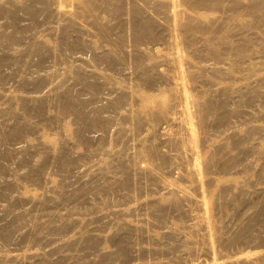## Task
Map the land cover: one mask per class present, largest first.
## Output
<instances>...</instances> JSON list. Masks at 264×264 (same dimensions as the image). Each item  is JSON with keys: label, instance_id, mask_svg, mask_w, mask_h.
<instances>
[{"label": "rangeland", "instance_id": "1", "mask_svg": "<svg viewBox=\"0 0 264 264\" xmlns=\"http://www.w3.org/2000/svg\"><path fill=\"white\" fill-rule=\"evenodd\" d=\"M45 1L0 0V264H187L193 256L197 259L199 252L205 253L198 249L200 240L207 239L201 218L200 223L198 217V223L188 218L197 207L171 205L179 194L169 195L163 188L166 182L184 186L186 170L178 166L181 176L174 167L179 180L175 177L172 164L182 160L160 132L166 120L156 118L153 127L144 120V107L136 105L139 97L142 105H151L162 96L152 79L147 80L152 76L146 78L140 70V58L153 53L142 46L137 48L140 53H118L123 61L114 59L115 45L128 26L106 17L101 19L109 27L108 35L100 34L99 26L91 27V15L102 16V3L50 0L45 9ZM49 12H55L50 19ZM254 18L256 22L246 20L264 24L258 15ZM87 44H92L91 52ZM248 49L250 57L261 55L260 90L256 87L258 92L241 101L229 100L227 110L211 119L199 137L201 147L214 156L211 179L226 186L210 213L217 227L215 238L220 235L215 239L219 261L251 256L245 264H264V43L252 42ZM188 50L195 64L206 66L213 60L201 48ZM145 64L153 74L152 63ZM192 93L202 99L200 88ZM127 110L141 116L145 112L143 120L127 122ZM233 127L237 142L225 151ZM142 154L166 174L165 183L132 173L137 159H145ZM145 161L136 162L137 168L145 169ZM172 176L186 180L175 182ZM127 179L132 180L130 187L124 186ZM193 188L189 192L195 194ZM166 194L171 203H164L169 200ZM162 200L164 205L157 204ZM167 204L172 211L163 207ZM155 207L161 214L165 210L163 217ZM121 239L129 248L120 247ZM191 240L201 243L194 247ZM201 253L196 263L212 264Z\"/></svg>", "mask_w": 264, "mask_h": 264}, {"label": "bare ground", "instance_id": "2", "mask_svg": "<svg viewBox=\"0 0 264 264\" xmlns=\"http://www.w3.org/2000/svg\"><path fill=\"white\" fill-rule=\"evenodd\" d=\"M89 1L90 2L94 1L99 4L102 3L105 6L102 16L99 17L97 14L91 15L92 23L91 25L88 24L91 27L99 26L100 34L102 33L106 35L109 34V27L104 24L101 18L108 17L115 21H124L128 26L127 32L123 34L120 41L119 42L118 40L116 41L118 42V44L115 45L116 51L112 53L114 54L113 57L114 59L122 60V58L119 57L118 53H132L136 51L138 47H142V46L146 47L149 51L153 53V57L146 58V60L140 58L141 61L140 70L142 71L141 73L143 74V76L146 75L147 76L149 75V77L152 76V78H147V76L146 78L147 80L152 79L151 82L154 86V90H157L156 87H158V91L156 93H161L162 96L160 98L153 99L151 102L148 101L150 102L151 105H149V103L147 104V102L145 103V101H144V105H142L140 103L141 102L140 97L138 98L137 96L138 99L136 100H140V102L137 101V103L139 104L136 103L133 104H136L137 106L141 105L144 107V108L142 107L143 110H141L142 108L140 110L146 111V116H144L146 118L143 117V114H145V112L141 116L138 114L137 115L134 114L133 111L131 113L127 110L128 113L130 114L128 117L126 116L127 118L125 117L126 118L125 120L127 122L129 121L140 122L144 118V120H147L148 124L150 123L149 125L153 127L156 125L154 122L156 118H161L163 119V121L166 120L165 123L167 126L162 127L160 132L161 134H165L164 138L168 142L176 146L179 156L182 160L180 164L178 163L172 164L173 169L175 170L174 167L177 168L178 166L180 167V165L181 167L184 166L186 170L185 173H182L181 172L182 170L179 167L176 170L180 169L181 171L179 170L180 172L179 171L178 172L180 173V175L182 173L184 177L186 176L188 181L186 183H183V185L185 184L184 186H182L179 183L171 182L172 179L168 181L171 183L167 184L166 181L165 183L164 180L167 177L166 174H164L159 169H157L153 160L149 156L144 154L142 155L144 156L145 159L147 158L146 159L147 161H145V159L142 156L139 155L138 156L144 159L142 162L145 161L147 163V164L144 163L145 166L143 165L145 169H141L140 167L141 165L138 166L137 168L136 166L138 165L137 163L141 161H138L137 158L139 157H137L136 155L137 157L136 159L138 162L136 161L137 163L135 162V165L134 164L132 165L130 163V165L133 166V169H131L133 171L132 173L133 174L139 173L140 175H143L144 178L152 177L158 179L159 181L165 183V186L163 187L165 189V193H167V191H170L171 193H169V195L172 193H174L173 194L174 196L179 194L178 197L175 198L172 197L173 198V201H171L172 203L170 202L172 198L170 197L171 198L170 199L169 195L166 194L169 200L165 201L166 198L165 200L163 198L165 204L166 202H170L171 205H175L177 208L179 207V209L181 206L183 207V205L184 206L190 205V207L193 206L192 204H194V206L196 205L195 207H197L198 210L197 211L195 209L197 211L196 214L189 213L188 215L187 213V215L188 218L190 216L191 219L194 217L195 219L192 220L190 219V220L191 222L194 221L195 223H198L197 221H199L200 223V220L198 219L199 217L201 218L203 228L201 226L200 228L202 229V231L205 230L206 233L204 231L203 232L205 233V235L207 234L206 235L207 239L204 238V240H206L204 241L205 242L204 243L202 238L200 240L202 244L200 245L201 242L199 243L200 246L195 244V242L198 243L199 239L197 238L199 236L201 238L202 236H204V234L202 236L199 235L198 237H196V240L198 242L194 240L191 241H194L193 245L195 244L197 245V247L199 246L198 247L199 250L200 248L204 249L205 253L203 251L201 252L206 254L207 258L211 260L212 264H240V263L245 264L251 261V259L253 258L251 256H243L236 261H230L224 263H222L223 262L222 260H221L222 262L219 261L222 258H220L221 254H219V257L217 255L218 246L216 245V243L218 242L216 241H218L220 235L218 239L215 238V234H216L215 230L217 229V227L214 225V223H212L213 221L211 219L210 213L213 210L214 206H216L215 204L220 200L221 194L224 192L226 186L222 185V182L216 180L215 177L211 179L212 172L210 171V162L214 159V156L211 155V153H207L201 147V140L199 134L205 131V128L203 127H205L206 124L211 119L225 112V109L227 110L229 100L232 99L235 102L241 101L245 95L251 94L254 91L258 92V90H256V87H258V89L260 90L261 77L259 73L262 70V63L260 61L261 55H254L250 57L248 48L250 47L252 42L261 41L262 44L264 43V40L262 39V36H264V24L260 25L258 23H255L256 19L254 18L258 15V21L261 20L264 21V6H262L261 0H89ZM50 4L51 1L46 0L44 2V8L48 9ZM249 8L250 11H248ZM54 14L55 12H49L47 18L50 19L51 17H53ZM247 17L248 19H250L251 17L252 20L255 22H251V20L247 21L246 20ZM163 33H164V37H163ZM199 43H201V46ZM87 45L89 47V44ZM90 45L92 46V44ZM90 47L88 48V50L91 52L92 49ZM188 47H195L197 50H200L201 48V50L204 51L206 58L212 56L213 60L210 63V65L205 66V65L195 64L194 58L190 54ZM136 52L140 53L141 50H137ZM250 54H255V52L252 51ZM245 56H248L249 58L243 60L242 57ZM94 58L96 59L95 56ZM147 62L152 63L153 66L152 69L154 70L153 74L149 73L147 66L145 64ZM99 63L100 62L98 61V64ZM254 70L257 71V74L253 72ZM250 71H252L251 75L249 74ZM88 78L89 79L86 78V80H92L90 79V77ZM94 84L95 82L93 83V85ZM87 85L89 86V82ZM90 87H92L91 83H90ZM194 88H200L202 90L201 100L193 97L192 90ZM130 93H132V91ZM135 93L132 94L134 95ZM137 94L139 95V92ZM100 97H102L103 99L105 98L102 95ZM136 100L133 101L135 102ZM117 101L120 102V100ZM246 101L247 100L244 99L243 103H246ZM108 106H106L105 109ZM114 106L115 105L111 107ZM171 110H175V112L172 113ZM253 110L259 112L260 109L257 108V106H254ZM169 112L172 114V116L167 115L169 114ZM173 114H177V115H173ZM250 114H253V112H251ZM200 122L202 123V125H200ZM234 129L235 127L229 130L230 135L226 140L227 144L225 146L226 149L225 151L233 150L235 148L237 139L235 138V134L233 133ZM151 136L153 137L152 134H150V137ZM152 139L154 140V138ZM155 146L156 145L153 142L152 147ZM130 165H128V167ZM146 165H148V167H146ZM132 166L130 168H132ZM176 170H175L176 172L175 174L177 175L178 172ZM116 174L117 173L115 172V175ZM171 174H174L173 171ZM176 175L175 177H178V175L177 176ZM175 177H174V181L176 179ZM184 177L181 178L182 181ZM115 178L117 177L115 176ZM185 180L186 178L184 179V181ZM182 181H178V182L182 183ZM108 182L111 183L110 180ZM131 182L132 180L127 179L124 182L125 183L124 186L130 187V185L132 184ZM188 182L190 185H191L190 182H192V185L194 186L193 189H195L194 191H196L195 194L192 193L193 192L192 185L191 187H189L191 188L192 192H189L190 190L188 188L189 186ZM210 182H211V186H209L208 184ZM212 182L214 183L213 187H212ZM164 183H162V186ZM178 188L180 189L179 190L180 192H177ZM186 188L188 189L186 190ZM175 193L177 194L175 195ZM163 200L162 202H157V201L156 202L157 204L163 203ZM148 202L150 204L151 201ZM152 203L153 202H151V205ZM149 204H147V206ZM168 204L163 207H165L166 209L169 208ZM157 207L159 206L157 205ZM163 207L159 209L161 210ZM171 207L174 208V206ZM177 208L173 209V211L177 210ZM189 208L187 209L188 212H192V211L194 212L193 208L191 209ZM153 209L157 210L156 207ZM170 210L171 209L169 208V211ZM164 211L165 210H163V212ZM163 212L162 214H164ZM157 213L158 215L162 216V214L159 211ZM195 223L193 224L196 227L197 225ZM197 228L198 227L193 229L196 231ZM200 228L198 230H200ZM196 232H198V234H201L199 233L200 231H196ZM244 234L245 231H241L240 235L243 236ZM177 235L180 234L178 233ZM181 239L183 238L181 237ZM125 240L126 239H121L120 241L122 242L120 241L118 242L120 243V247L122 249L129 248V245ZM183 240H187V239L184 238ZM188 241L190 243V240ZM182 243H184V241ZM185 245H189L188 242H186ZM149 250H151V248ZM190 251L193 252V246ZM192 252L191 254H195L194 253L195 251L193 253ZM201 252H199V254ZM191 254L190 256L192 257ZM199 254L197 255L199 256ZM197 255L195 256L198 259ZM191 257H189V259ZM193 257L192 259L194 260L195 257L194 258ZM192 259L189 261L186 258L187 264H201V263H196L197 259L194 260L195 262ZM218 261L221 263H219Z\"/></svg>", "mask_w": 264, "mask_h": 264}]
</instances>
